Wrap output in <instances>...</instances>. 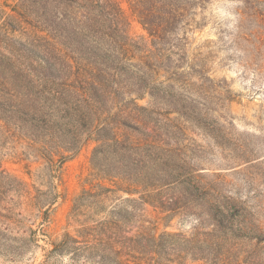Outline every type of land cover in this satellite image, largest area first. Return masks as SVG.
Masks as SVG:
<instances>
[{"label":"trees","instance_id":"trees-1","mask_svg":"<svg viewBox=\"0 0 264 264\" xmlns=\"http://www.w3.org/2000/svg\"><path fill=\"white\" fill-rule=\"evenodd\" d=\"M211 1L0 0V147L22 141L45 162L29 184L2 168L0 149V258L47 237L52 174L90 140L88 187L45 264H264L242 249L264 240L248 196L185 160L190 124L208 113L183 92L189 77L211 80L188 35ZM123 4L146 37L131 35ZM173 219L190 232L167 231Z\"/></svg>","mask_w":264,"mask_h":264},{"label":"rangeland","instance_id":"rangeland-1","mask_svg":"<svg viewBox=\"0 0 264 264\" xmlns=\"http://www.w3.org/2000/svg\"><path fill=\"white\" fill-rule=\"evenodd\" d=\"M243 1L212 0L204 11L197 12L196 19L202 25L188 35L190 51L199 47L203 57H207L206 69L211 80L189 77V87L183 92L195 97L202 111L208 113L203 125L190 124L184 143L185 160L196 169V175L207 180L220 175L226 181L221 188L247 195L264 229V0L250 1L248 14L242 16ZM123 8L129 17L131 35L146 37L126 5ZM209 129L213 132H207ZM94 147L93 141H87L53 172L59 198L45 227L47 237H40L38 247L20 258H0V264H45V254L52 244L64 232L72 231L67 217L74 197L83 186L88 187ZM0 149L5 171L38 185V176L45 172L41 158L26 149L22 141H9ZM26 153H30L28 157ZM229 156L235 164L228 162ZM233 165L237 167L231 168ZM119 196L127 197L117 193L116 197ZM190 226L173 219L166 230L187 235ZM242 249L264 258V240L243 245ZM51 264H69V259L56 258ZM183 264L203 263L187 259Z\"/></svg>","mask_w":264,"mask_h":264}]
</instances>
